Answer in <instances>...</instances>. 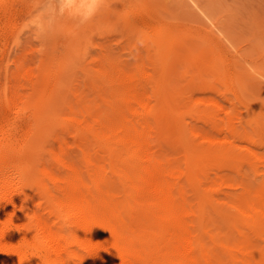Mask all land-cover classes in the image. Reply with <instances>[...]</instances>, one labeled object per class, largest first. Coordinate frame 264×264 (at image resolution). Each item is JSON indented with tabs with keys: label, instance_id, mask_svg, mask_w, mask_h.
Returning a JSON list of instances; mask_svg holds the SVG:
<instances>
[{
	"label": "rangeland",
	"instance_id": "rangeland-1",
	"mask_svg": "<svg viewBox=\"0 0 264 264\" xmlns=\"http://www.w3.org/2000/svg\"><path fill=\"white\" fill-rule=\"evenodd\" d=\"M79 1L0 0V133L7 128L4 92L16 95L13 113L37 102L41 120L35 126L6 129L19 134L22 144L27 136L36 138L31 162L67 175L51 157L60 152L79 165L87 182L95 164H104L106 171L102 167L96 177L121 191L116 170L125 155L119 157L117 143L77 135L63 123L95 117L103 129L114 130L146 122L156 157L182 167L185 150L210 155L205 164L190 162L200 191L212 183L217 189L202 195L180 181L201 211L203 228L235 239L246 233L264 247V219L252 224L235 204L264 190V0H106L99 8ZM134 95L152 109L146 120L141 112L148 107L134 108ZM28 162L17 163L13 172ZM38 191L33 186L30 193L53 220Z\"/></svg>",
	"mask_w": 264,
	"mask_h": 264
},
{
	"label": "bare ground",
	"instance_id": "bare-ground-1",
	"mask_svg": "<svg viewBox=\"0 0 264 264\" xmlns=\"http://www.w3.org/2000/svg\"><path fill=\"white\" fill-rule=\"evenodd\" d=\"M86 1H92L95 8L106 4V0ZM127 16L131 17V14ZM4 93L5 116L2 119L7 124L6 129L30 128L41 120L37 102L22 105L13 113V106L18 101L16 95ZM138 98L131 99L136 102L134 108L142 104L147 106ZM151 110L148 107L144 112L140 111L144 120ZM52 118L47 120L51 122ZM131 123L137 124L136 127ZM144 123L139 124L140 127L136 122L121 123L115 131L105 126L103 129L95 117L91 123L77 121L74 117L65 119L63 123L67 129L75 130L77 135L88 132L105 145L112 139L113 143H117L123 153L119 157H126L123 166L116 170L121 176V191L116 183L102 186L100 180L103 178L96 177L100 167L95 161L92 163L95 164L93 171L88 170L92 173L87 172L88 182L78 171L79 165L75 162L77 170L60 152L51 157L68 170L67 175H59L46 167L39 168L31 162L30 153L36 138L27 136L22 144L19 134L18 137L15 133L6 134V129H3L5 133H0V264H264V247L253 244L246 233L235 239L204 229L201 211L195 210L184 195L186 186L180 182L182 178L191 182L194 189L200 192L198 194L207 195L211 189H217L214 181L216 185L210 183L200 191L195 181L199 174L194 168L196 164L190 162L194 159L197 163H204L210 155L204 151L185 150L182 167L175 163V159L156 157ZM26 159H30V163L14 173V166ZM102 167L105 169L104 164ZM102 167L100 170H103ZM33 186L40 190L38 192L48 213L54 216L53 220L39 209L41 201L35 202L30 193ZM248 198L236 202V209L252 224H262L264 190L254 194L249 192Z\"/></svg>",
	"mask_w": 264,
	"mask_h": 264
}]
</instances>
